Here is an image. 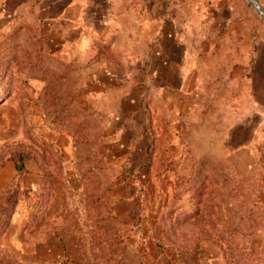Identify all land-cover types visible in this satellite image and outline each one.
Segmentation results:
<instances>
[{
    "label": "rangeland",
    "instance_id": "rangeland-1",
    "mask_svg": "<svg viewBox=\"0 0 264 264\" xmlns=\"http://www.w3.org/2000/svg\"><path fill=\"white\" fill-rule=\"evenodd\" d=\"M89 2L0 0V264H264V22Z\"/></svg>",
    "mask_w": 264,
    "mask_h": 264
},
{
    "label": "crops",
    "instance_id": "crops-1",
    "mask_svg": "<svg viewBox=\"0 0 264 264\" xmlns=\"http://www.w3.org/2000/svg\"><path fill=\"white\" fill-rule=\"evenodd\" d=\"M88 7H84L83 10H90L98 14H111L120 16L121 12L138 13L145 17L159 18L171 11L173 7H177L179 2L188 0H88ZM192 1V0H189ZM219 1L222 0H210ZM198 2L208 3L209 0H198ZM216 2V3H217ZM177 3V4H176ZM180 5L178 4V7ZM222 8V7H220ZM217 9V8H216ZM143 10V11H142ZM104 13V14H103Z\"/></svg>",
    "mask_w": 264,
    "mask_h": 264
},
{
    "label": "trees",
    "instance_id": "trees-1",
    "mask_svg": "<svg viewBox=\"0 0 264 264\" xmlns=\"http://www.w3.org/2000/svg\"><path fill=\"white\" fill-rule=\"evenodd\" d=\"M169 86V85H168ZM134 117V116H133ZM132 117V118H133ZM128 119V121H138V123H142V120H136V118L134 117L133 119H130V118H127ZM125 126H124V129L125 128H127V129H129V130H132L131 132L133 133V131H134V128L132 129L131 127H129V126H126V124H124ZM144 135H146V132H144ZM143 134L141 135V136H144ZM25 154H16L14 157H13V160L15 161V164H16V167H17V169L18 170H23L24 169V167H25ZM229 246V248H231L232 249V245L231 244H229L228 245Z\"/></svg>",
    "mask_w": 264,
    "mask_h": 264
},
{
    "label": "water",
    "instance_id": "water-1",
    "mask_svg": "<svg viewBox=\"0 0 264 264\" xmlns=\"http://www.w3.org/2000/svg\"><path fill=\"white\" fill-rule=\"evenodd\" d=\"M246 3H248L249 7L253 8L255 11H253L254 14L259 16L261 20L264 22V8L263 6L258 3L256 0H245Z\"/></svg>",
    "mask_w": 264,
    "mask_h": 264
}]
</instances>
